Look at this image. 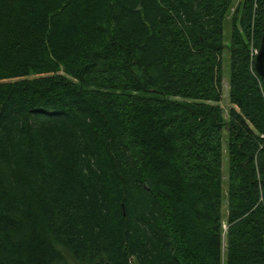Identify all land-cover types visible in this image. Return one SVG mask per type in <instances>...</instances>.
<instances>
[{"label":"trees","instance_id":"obj_1","mask_svg":"<svg viewBox=\"0 0 264 264\" xmlns=\"http://www.w3.org/2000/svg\"><path fill=\"white\" fill-rule=\"evenodd\" d=\"M233 2L0 0V264H264V0L225 117Z\"/></svg>","mask_w":264,"mask_h":264},{"label":"rangeland","instance_id":"obj_2","mask_svg":"<svg viewBox=\"0 0 264 264\" xmlns=\"http://www.w3.org/2000/svg\"><path fill=\"white\" fill-rule=\"evenodd\" d=\"M241 0H234L232 7L229 10V13L227 14L225 20H224V30H223V40L225 44V49L222 54V98L220 101V106L222 107L223 115L227 117L228 109L230 107L229 99H228V66H229V53H228V45L230 41V27H231V14ZM223 155H222V173L223 177L222 180L224 182L223 184V200H222V215H223V229L226 230V224H225V217H226V200H225V189H226V175L228 170V163H227V150H226V130L223 131Z\"/></svg>","mask_w":264,"mask_h":264},{"label":"water","instance_id":"obj_3","mask_svg":"<svg viewBox=\"0 0 264 264\" xmlns=\"http://www.w3.org/2000/svg\"><path fill=\"white\" fill-rule=\"evenodd\" d=\"M263 12H264V3H263ZM254 69L259 74V76L263 79L264 85V33L262 34L258 48L255 52L254 57Z\"/></svg>","mask_w":264,"mask_h":264},{"label":"built area","instance_id":"obj_4","mask_svg":"<svg viewBox=\"0 0 264 264\" xmlns=\"http://www.w3.org/2000/svg\"><path fill=\"white\" fill-rule=\"evenodd\" d=\"M254 52H256V50Z\"/></svg>","mask_w":264,"mask_h":264},{"label":"bare ground","instance_id":"obj_5","mask_svg":"<svg viewBox=\"0 0 264 264\" xmlns=\"http://www.w3.org/2000/svg\"><path fill=\"white\" fill-rule=\"evenodd\" d=\"M195 222V221H194Z\"/></svg>","mask_w":264,"mask_h":264}]
</instances>
